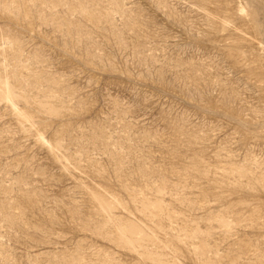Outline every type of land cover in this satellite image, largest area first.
Returning <instances> with one entry per match:
<instances>
[{"label":"rangeland","instance_id":"1","mask_svg":"<svg viewBox=\"0 0 264 264\" xmlns=\"http://www.w3.org/2000/svg\"><path fill=\"white\" fill-rule=\"evenodd\" d=\"M0 264H264V0H0Z\"/></svg>","mask_w":264,"mask_h":264}]
</instances>
